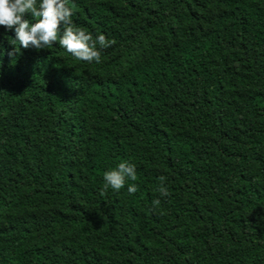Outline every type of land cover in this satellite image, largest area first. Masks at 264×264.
<instances>
[{
    "label": "trees",
    "instance_id": "trees-1",
    "mask_svg": "<svg viewBox=\"0 0 264 264\" xmlns=\"http://www.w3.org/2000/svg\"><path fill=\"white\" fill-rule=\"evenodd\" d=\"M69 4L100 63L0 26V264H264V0Z\"/></svg>",
    "mask_w": 264,
    "mask_h": 264
},
{
    "label": "clouds",
    "instance_id": "clouds-1",
    "mask_svg": "<svg viewBox=\"0 0 264 264\" xmlns=\"http://www.w3.org/2000/svg\"><path fill=\"white\" fill-rule=\"evenodd\" d=\"M73 15L74 10L69 0H0V26L15 32V38L10 39V43L16 47L7 54L14 61L21 46L37 50L49 49L58 41L59 46L77 60L100 63L101 49L110 47L112 42L104 34L93 39L91 33L73 23ZM29 16L35 18V21L31 22ZM97 45L100 46L99 49ZM136 178V166L122 161L115 168L104 172L101 194L109 188L119 191L129 179L135 181ZM165 180L166 177H159L157 191L160 196L166 197L170 193ZM137 190L135 184L128 187L130 194ZM160 202V199H155L153 206L158 207Z\"/></svg>",
    "mask_w": 264,
    "mask_h": 264
}]
</instances>
